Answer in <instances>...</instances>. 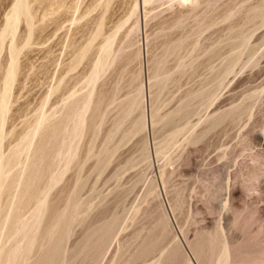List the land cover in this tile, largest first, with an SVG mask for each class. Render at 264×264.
I'll use <instances>...</instances> for the list:
<instances>
[{
    "label": "rangeland",
    "instance_id": "1",
    "mask_svg": "<svg viewBox=\"0 0 264 264\" xmlns=\"http://www.w3.org/2000/svg\"><path fill=\"white\" fill-rule=\"evenodd\" d=\"M17 1L0 0V102L5 98L6 107L0 122V264L12 256V249L16 247L21 253L11 264L39 262L41 250H38L37 244L31 246L32 249L27 255L26 252L35 229L44 226L42 221H38L40 219H36L38 211L43 210L42 202L55 206L52 208L54 213H61V218H65L63 221L60 218L63 224L59 222L61 232L65 233L64 239L62 238L56 249V253L61 252V255H54L50 259L51 264H155L165 254L161 247L171 243L169 235L161 238L145 258L139 259L134 253L137 236L147 232L154 222L159 221V214L163 211L168 216L176 239L182 242L183 238L191 240L201 230L212 233L220 226L229 245L231 264H264V0H198V7H193L192 11L197 14L196 17L191 13L196 19L195 22L189 14L191 8L184 4L188 18L186 17L181 27L171 25L177 18L175 6L171 8L173 12L169 9L170 4L163 1L148 7L142 0H137L138 9L136 8L134 17H128L122 27L124 30L121 28L114 38L111 49L115 55L114 60L102 79L97 81L96 101L90 104L89 112L85 113L82 130L77 131L73 129L75 125L70 120L72 110L68 107L67 97L73 93L80 96L87 91L85 84L97 48L110 36L119 21L122 22L125 17L127 19L135 0H111L109 12L104 16L106 24L102 26V35L92 43L85 54L88 58L84 57L77 64L74 74L72 71H65L66 65L74 57L70 51L76 54L84 45L87 36L93 33L92 30L96 28L94 22L100 10L97 7L94 11L90 8L92 0H26L25 3H30L29 6L28 3L26 5L29 12L31 11L33 22L30 23L33 24L20 18L12 25V11ZM75 5L79 7L77 15L86 12L85 10L87 15L76 21L71 28L69 19ZM45 7L52 8V12ZM165 8L170 11L164 12ZM161 11L165 16L159 14ZM168 11L169 16L165 14ZM161 15L163 20L166 18L165 22L175 28L174 30L172 27L173 29L166 32L169 33L167 38L172 39V44L176 39L178 41L184 37V30L190 24L188 30L186 29L189 34L186 33L185 36L191 37L193 42L197 41L198 46L196 43V48L190 45L193 48L190 52L189 45H184L187 51L183 50L186 54L183 53L184 59L179 63L188 64L189 61L186 60L190 59L191 67L180 66L182 64L176 61V57L172 58L174 54L169 55L171 58L163 55L164 47L159 46L162 45L163 38H160L162 36L158 32V25H166L161 20ZM155 16L159 17L154 19ZM171 16L173 19H167ZM189 17L194 20H188ZM182 28L184 30L180 31ZM189 28L190 31L193 30L191 33ZM34 29L37 31L34 32ZM124 31L130 33L126 35ZM68 41L73 42L74 50L68 48ZM157 42L160 43L159 50L155 47ZM13 45L17 47L14 48ZM8 69L14 72L11 78ZM152 75L154 79L151 78ZM147 79L151 82H147ZM187 91L198 95L197 100H193L197 102H192L180 114L183 116L181 119L175 118L176 120L160 127L159 124L150 123L152 118L148 107L149 96L155 97L160 108L159 113L170 115L179 109ZM142 110L145 113L146 126L140 132L137 125ZM39 117L44 118L41 120ZM116 130L122 134H117ZM175 131L179 138L173 137L176 135ZM119 135L123 138L119 139ZM167 136L173 139L168 140ZM188 138L194 139L195 143ZM114 139L119 142L116 140L113 143ZM111 142L115 147L109 145ZM120 142L122 143L119 144ZM113 149L115 153L111 152ZM144 149L148 153L145 159ZM156 149L159 152H155ZM60 151L63 157L59 154ZM36 152L43 154L40 182L38 181L33 192L35 197L17 213L16 219L24 231V236H21L10 231L8 219L15 216L16 199L24 189L23 180L28 176L27 166L31 163L27 159L35 157ZM64 156H67L66 159ZM166 158H171L169 165ZM162 170L167 174L161 175ZM47 186L51 188L48 190ZM38 200L42 202L39 203ZM39 223L41 226H38ZM49 223L51 227L52 223ZM48 225L45 228H49ZM91 231L96 232L88 243L89 247L80 253L85 234L88 235ZM24 247L27 249H23ZM185 251L193 264H199L188 247Z\"/></svg>",
    "mask_w": 264,
    "mask_h": 264
},
{
    "label": "bare ground",
    "instance_id": "2",
    "mask_svg": "<svg viewBox=\"0 0 264 264\" xmlns=\"http://www.w3.org/2000/svg\"><path fill=\"white\" fill-rule=\"evenodd\" d=\"M15 1V0H14ZM18 1H19V3H18ZM17 1V5L15 6L14 5V10L12 11L13 13H12V18H11V24L13 25V24H15V22L17 23V21L18 20H20V18L22 19H25L28 23H30L32 20H31V15H30V12H29V10H28V6H29V1L27 2L28 3V6L26 5L27 3H25V1L26 0H18ZM33 1V0H32ZM32 1H31V3H32ZM48 1V0H47ZM91 1V0H90ZM134 1V0H133ZM159 1H163V2H166V3H168V4H170V7H169V9L171 10V8H173L174 6L177 8V10H176V15L177 16H175V17H177L176 19H174L175 20V23L174 24H171V25H173V26H178V25H180V27H181V24L183 23L184 24V20L185 19H187L188 17L185 15V13L186 14H188V12H187V8L184 10V6L185 5H187V7L188 8H191L190 9V13L189 14H191V13H193L192 11H194L193 10V7H198V6H196L197 4H198V0H142V2H143V4H145V5H148V7L149 6H151V4H154L155 2H159ZM15 3V2H14ZM37 3V2H36ZM110 3H111V0H92V4H91V9L94 11V9L97 7V9H99L100 10V13L98 14V17H97V19L95 20V29L94 30H92L93 31V33L90 35V36H87L88 38L87 39H85V43H84V45L83 46H81L78 50H77V52H75L76 54H74V51H70V54L72 55V56H74L73 57V59H72V61L69 63V64H67L66 66V69H65V71L66 72H71L72 71V73H73V70L76 68V66H77V64L85 57V54H86V52L90 49V47H91V45H93L94 44V42H96L97 40H96V38L97 39H100V35H102V28L104 27L103 26V24L105 23L104 22V16H105V14L106 13H108L109 11H108V9H109V5H110ZM132 3V2H131ZM200 3V2H199ZM204 3V2H203ZM206 3H207V1H206ZM205 3V4H206ZM55 4L57 5V3L55 2ZM156 4V3H155ZM185 4V5H184ZM262 4V3H261ZM55 5V6H56ZM61 6H62V4H60ZM79 5V4H78ZM88 5H90V3L88 4ZM46 6V5H45ZM48 6H49V3H48ZM51 6V5H50ZM53 6H54V4H53ZM153 6V5H152ZM204 6V5H203ZM206 6V5H205ZM98 7H100V8H98ZM147 7V6H146ZM46 8V7H45ZM47 8H49V7H47ZM46 8V9H47ZM78 6H74L73 7V11H72V16H71V18L69 19V26H71V28L73 27V25H74V23H77L76 21H79V19L80 20H82L83 19V16H85V15H87V10H85L86 12H82V14H79V15H77V13H78ZM88 8H89V6H88ZM88 8H85V9H88ZM136 8H137V0H135L134 2H133V4H132V7H131V9H130V11H129V13H128V15H127V19H126V17L124 18V20L122 21V22H118V24H116V26H115V28H114V30L112 31V33L110 34V36L108 37V38H106L102 43H100V45H99V47L97 48V50H96V57L93 59V65H92V68H91V71H90V73H89V76H88V78H87V81H86V84H85V86L86 87H88V89H87V91L84 93V94H82V95H80V96H75L76 94H71V95H68L69 97H67V95L66 94H64V96L66 95V97H67V101H68V107L70 108V110H72V113H71V123H74V127H73V129H75V131H77V130H79V129H81V126H82V124H83V122H84V116H85V113L88 111L89 112V106H90V104L91 103H95V101H96V94L98 93H96V90H95V88H96V83H98L97 81L99 80V79H102V77H103V75L105 74V72H106V69L109 67V65H110V63L111 62H113L112 60H114V57H115V55L112 53V46H114V44H113V42H115L114 41V38L116 37V34H117V32L123 27V25H125V23L127 22V20H128V17H134V14L136 13L135 11H136ZM143 8H144V6H143ZM176 8H174V9H176ZM206 8V7H205ZM29 9H31V8H29ZM50 9V8H49ZM96 9V11H98ZM138 9V8H137ZM166 9V8H165ZM169 9H166V10H164V12H166L167 10H169ZM195 9V8H194ZM52 10V8L50 9V11ZM169 10V11H170ZM173 10V9H172ZM171 10V11H172ZM196 10V9H195ZM201 10V9H200ZM203 10V9H202ZM49 11V10H48ZM49 11V12H50ZM89 11V10H88ZM93 11H92V13H93ZM108 11V12H107ZM169 11L167 12V13H165V14H167L168 16H169ZM199 11V10H198ZM254 11V10H253ZM52 12V11H51ZM50 12V13H51ZM99 12V11H98ZM173 12H174V10H173ZM173 12H172V14H173ZM252 12V11H251ZM250 12V13H251ZM257 12V11H256ZM11 13V12H10ZM73 13H74V15H73ZM202 13V12H201ZM91 14V13H90ZM89 14V15H90ZM159 14H162V11H161V13L159 12ZM194 14V13H193ZM45 15V14H44ZM157 15V14H156ZM163 15V14H162ZM162 15L160 16V17H162ZM166 15V16H167ZM170 15H171V12H170ZM197 15V14H196ZM196 15L194 14V16L196 17ZM201 15V14H200ZM205 15V14H204ZM163 16H165V15H163ZM190 16H192V14L190 15ZM209 16V15H208ZM259 16V15H258ZM106 17V16H105ZM157 17H159V16H157ZM157 17L155 16L154 17V19H157ZM174 17V18H175ZM187 17V18H186ZM193 17V16H192ZM191 17V20L194 18L195 19V17H193L192 18ZM232 17V16H231ZM260 17V16H259ZM58 18H59V16H58ZM82 18V19H81ZM170 18H172L173 19V17L171 16V17H167V19H170ZM205 18H207V16L205 17ZM264 18V17H263ZM94 19V18H93ZM159 20H160V18H158ZM165 19L166 18H164V20H163V17H162V19L161 20H163L164 21V23H165V25L166 26H161V27H159V25H158V32H159V34H160V36H162V37H160V38H163V40H161V43H162V45H159L160 43H158L157 44V46H155V47H157V49L159 50V48L162 46V47H164V51H165V53L163 54L164 56H169V55H171V54H174L175 56L173 57L172 56V58H175L176 57V61H178V63H179V61L181 62V59L183 58L184 59V55H183V53L184 54H186L184 51L186 50L185 48H187V47H185L186 45H189V48H190V45H191V47H193V48H196L195 47V43L197 42H193L191 39V37H189L188 35L187 36H185V34L187 33L186 32V29L190 26V24H189V26H186V25H188L187 23H186V27H183V28H186L185 30L182 28V29H180V31L181 30H184V37H182V38H180L178 41H177V39L175 40L176 42H174L173 44H172V42L173 41H171L170 39H168L169 37H168V35H169V33H167L166 34V32L169 30V29H173L174 27L173 26H171L168 22H165ZM193 19V20H194ZM209 19V18H208ZM63 20V19H62ZM91 21H92V18L90 19ZM173 20V21H174ZM188 20H190V17H189V19ZM190 20V21H191ZM23 21V20H22ZM89 21V20H88ZM158 21V20H157ZM168 21V20H167ZM171 22H172V20H170ZM196 21V19L194 20V22ZM33 22V21H32ZM93 22V21H92ZM161 22V21H160ZM159 22V23H160ZM186 22H188V21H186ZM7 23V22H6ZM10 23V22H9ZM90 23V22H89ZM132 23V22H131ZM166 23H168V24H166ZM30 24H33V23H30ZM55 25H56V23H54ZM62 24V23H61ZM85 24V23H84ZM87 24V23H86ZM93 24V23H92ZM92 24H90V25H92ZM106 24V23H105ZM52 25V24H51ZM57 25H58V23H57ZM56 25V26H57ZM80 25V24H79ZM83 25V24H82ZM88 25V24H87ZM156 25V24H155ZM170 25V26H169ZM16 26H17V24H16ZM22 26V25H21ZM32 25H30V27H31ZM59 26V25H58ZM103 26V27H102ZM134 26H135V24H134ZM195 26V25H194ZM193 26V27H194ZM199 25H197V27H198ZM214 26V25H213ZM8 27H9V25H8ZM29 27V28H30ZM87 27V26H86ZM156 27H157V25H156ZM173 27V28H172ZM196 27V26H195ZM194 27V28H195ZM200 28H201V26H199ZM198 27V28H199ZM208 27V26H207ZM27 28V27H26ZM32 28V27H31ZM70 28V27H69ZM129 28V27H128ZM192 28V27H191ZM199 28V29H200ZM202 28H204V27H202ZM123 29V28H122ZM198 29V30H199ZM14 30V29H13ZM30 30V29H29ZM35 30L36 29H34V32H35ZM40 30V29H39ZM74 31H75V29H73ZM104 30V29H103ZM112 30V29H111ZM124 30V29H123ZM126 30V29H125ZM134 30V29H133ZM174 30H175V28H174ZM177 30H179L178 28H177ZM188 30V29H187ZM207 30V29H206ZM9 31H10V29H9ZM37 31V30H36ZM121 31V30H120ZM173 31V30H172ZM189 31H190V28H189ZM191 31H193V30H191ZM191 31H190V33H191ZM32 32V31H31ZM68 32H71V31H68ZM123 32V31H122ZM125 32V31H124ZM165 32V33H164ZM169 32V31H168ZM199 32V31H198ZM27 33H28V31H27ZM30 33V32H29ZM33 33V32H32ZM37 33H39V32H37ZM75 33V32H74ZM90 33V32H89ZM103 33H105V32H103ZM126 33V35L128 34V33H130L129 31H127V32H125ZM193 33V32H192ZM194 33H196V31H194ZM200 33V32H199ZM199 33H198V35H199ZM12 34V33H11ZM69 34H71V33H69ZM120 34V33H119ZM123 34V33H122ZM158 34V33H157ZM159 34H158V36H159ZM187 34H189V33H187ZM201 34V33H200ZM1 35V34H0ZM26 35H28V34H26ZM32 35V34H31ZM107 35V34H106ZM124 35V34H123ZM125 35V36H126ZM191 35V34H190ZM198 35H196V37L198 36ZM13 36V35H12ZM29 36V35H28ZM33 36V35H32ZM100 36V37H99ZM120 36L122 37V38H124L121 34H120ZM155 36H156V38H157V35L155 34ZM195 35H193V37H194ZM200 36V35H199ZM6 37V36H5ZM10 37V36H9ZM69 37V36H68ZM103 37H104V35H103ZM118 37V36H117ZM168 37V38H167ZM194 38V39H197V38ZM7 38V37H6ZM26 38H27V36H26ZM26 38H25V40H26ZM31 38V37H30ZM83 38V37H82ZM86 38V37H85ZM121 38V39H122ZM188 38H190V40L188 39ZM103 39V38H102ZM158 39H159V37H158ZM16 40V39H15ZM68 40V39H67ZM96 40V41H95ZM116 40V39H115ZM117 40H118V38H117ZM72 41V40H71ZM71 41H68V48L70 47L71 49H73V45H72V43H71ZM75 41V40H74ZM158 41H160V40H158ZM215 41V40H214ZM19 42V41H18ZM29 42H30V40H29ZM24 43H25V41H24ZM93 43V44H92ZM121 43V42H120ZM211 43H213L212 41H211ZM77 44V43H76ZM81 44V43H80ZM113 44V45H112ZM156 44V43H155ZM75 45V44H74ZM160 47H159V46ZM185 45V46H184ZM196 45L198 46V44L196 43ZM201 45V44H200ZM203 45V44H202ZM213 45V44H212ZM78 46H80V45H78ZM13 47L14 48H16L14 45H13ZM28 47V46H27ZM11 48H12V46H11ZM14 48H13V52H15L14 51ZM115 48V47H114ZM193 48H190V52L192 51V49ZM65 49V48H64ZM92 49V48H91ZM94 49V48H93ZM116 49V48H115ZM185 49V50H184ZM198 49V48H197ZM203 49V48H202ZM11 50V49H10ZM74 50V49H73ZM120 50V49H119ZM119 50H118V52L117 53H119ZM163 50V48L161 49V51ZM184 50V51H183ZM205 50V49H204ZM187 51V50H186ZM199 51H201V50H199ZM11 52V51H10ZM95 52V51H94ZM194 52V51H193ZM192 52V53H193ZM196 52H197V50H196ZM16 53V52H15ZM67 54V53H66ZM69 54V53H68ZM17 55V54H16ZM183 55V56H182ZM187 55H188V53H187ZM194 55L195 54H193V57H194ZM197 55V54H196ZM198 56V55H197ZM197 56H195L196 58H197ZM200 56V55H199ZM14 57V56H13ZM192 57V56H191ZM190 57V58H191ZM15 58H17V57H15ZM88 57L86 56L85 57V59H87ZM157 58V57H156ZM169 58H171V56H169ZM168 58V59H169ZM196 58H193V59H196ZM12 59V58H11ZM160 59V58H159ZM165 59H167V58H165ZM84 60V59H83ZM191 60H192V58H191ZM155 62H156V60H154ZM161 61V60H160ZM186 61H189V63L188 64H182V63H179V64H182V65H180V66H182L183 67V65H190V67H191V62H190V59L188 60H186ZM185 61V62H186ZM152 62V61H151ZM174 62V61H173ZM183 62H184V60H183ZM84 63V62H83ZM177 63V64H178ZM10 64V63H9ZM57 64V63H56ZM122 64H123V62H122ZM166 64V63H165ZM164 64V65H165ZM175 64V63H174ZM179 64H178V66H179ZM196 64V63H195ZM198 64V63H197ZM213 64V63H212ZM12 65V64H11ZM63 66V65H62ZM79 66V65H78ZM155 66V65H154ZM195 66V65H194ZM18 67V66H17ZM16 67V68H17ZM65 67V66H64ZM159 67V66H158ZM163 67V66H162ZM200 67V66H199ZM5 68V67H4ZM78 68V67H77ZM187 68V67H186ZM10 69H12V68H10ZM110 69V68H109ZM151 69V68H150ZM165 69V68H164ZM163 69V70H164ZM178 69H181V68H178ZM9 70V69H8ZM19 70V69H18ZM63 70V69H62ZM161 70V69H160ZM160 70L158 71V72H160ZM10 72L8 73V75H9V77L11 78V76L14 74V72L12 71V70H9ZM64 71V72H65ZM156 72H157V66H156V70H155ZM187 71V70H186ZM80 72V71H79ZM82 72V71H81ZM149 72H151V70L149 71ZM155 72V75L157 74ZM167 72V71H166ZM75 73V72H74ZM73 73V74H74ZM165 73V72H164ZM167 73H169V72H167ZM167 73H165V74H167ZM192 73V72H191ZM66 74V73H65ZM77 74V73H76ZM149 74V73H148ZM148 74H147V76H148ZM164 74V75H165ZM16 75V74H15ZM14 75V76H15ZM137 75V74H136ZM168 75H170V73L168 74ZM185 75V74H184ZM59 76V75H58ZM72 76V75H71ZM153 76L154 75H152V77L151 78H153ZM167 76V75H166ZM5 77V76H4ZM16 77H17V75H16ZM136 77V76H135ZM69 78H71V77H69ZM86 78V77H85ZM155 78H156V76H155ZM212 78V77H211ZM75 79V78H74ZM140 79V78H139ZM154 79V78H153ZM166 79V78H165ZM4 80V79H3ZM14 80H15V78H14ZM85 80V79H84ZM137 80H138V78H137ZM10 81V80H9ZM56 81H57V79H56ZM56 81H55V84H57L56 83ZM64 81V80H63ZM68 81H69V79H68ZM74 81V80H73ZM166 81H167V79H166ZM10 82H12V81H10ZM77 82V81H76ZM147 82H151V80L150 81H148V79H147ZM154 82H155V80H154ZM173 82V81H172ZM2 83V82H1ZM61 83V82H60ZM64 83V82H63ZM106 83V82H105ZM138 83V82H137ZM169 83V82H168ZM54 84V85H55ZM149 84V83H148ZM10 85V84H9ZM65 85H66V83H65ZM68 85H69V83H68ZM106 85V84H105ZM141 85V84H140ZM167 85V84H166ZM213 85V84H212ZM61 86V85H60ZM84 86V88H86ZM98 86V85H97ZM101 86V85H100ZM107 86V85H106ZM207 86V85H206ZM67 87V86H66ZM102 87H103V85H102ZM141 87V86H140ZM59 88V87H58ZM71 88V87H70ZM83 88V89H84ZM137 88H139V87H137ZM142 88V87H141ZM213 88H215V87H213ZM1 89V88H0ZM62 89V88H61ZM67 89V88H66ZM105 89H107V88H105ZM143 89V88H142ZM60 90V89H59ZM69 90V89H68ZM76 90V89H75ZM108 90V89H107ZM137 91H138V89H136ZM9 91H10V87H9ZM81 91H85V90H81ZM139 91H140V89H139ZM5 92V91H4ZM64 92V91H63ZM104 92V91H103ZM143 92V91H142ZM57 93V92H56ZM82 93V92H81ZM99 93H101V92H99ZM5 94V93H4ZM9 94V93H8ZM78 94H80L79 92H78ZM77 94V95H78ZM102 94H104V93H102ZM106 94H108V92H106ZM141 94V93H140ZM148 94V93H147ZM138 95V94H137ZM151 95V94H150ZM199 95H201V94H199ZM1 96V95H0ZM5 96V95H4ZM9 96V95H8ZM7 96V97H8ZM99 96V95H98ZM103 96V95H102ZM110 96V95H109ZM143 96V95H142ZM148 96V95H147ZM65 97V98H66ZM140 97V96H139ZM198 97V95L197 94H192L191 92H189V91H187L185 94H184V96H183V100H182V102H181V104L179 105L180 107H179V109L176 111V112H174V113H172V114H170V115H162L161 113H159V107H158V105H157V103H156V99H155V97H151L150 98V96H149V109H150V118H152V120L150 119V123L151 124H159V127H160V125H166V124H169V123H171L175 118H177V119H181L182 117L180 116V114H182V113H184L185 112V110H187V108L192 104V102H194L193 100H197L196 98ZM99 98V97H98ZM97 98V99H98ZM101 99H102V97H100ZM113 98V97H112ZM60 99H61V97H60ZM108 99H110L111 100V98H109L108 97ZM65 100V99H64ZM99 101H101L102 102V100H99ZM106 101V99H104V102ZM107 101H109V100H107ZM202 101V100H201ZM195 102H197V101H195ZM194 102V103H195ZM7 103V102H6ZM103 103V102H102ZM127 103V102H126ZM129 103V102H128ZM127 103V104H128ZM132 103V102H131ZM140 103V102H139ZM193 103V104H194ZM130 104V103H129ZM202 104V103H201ZM65 105V104H64ZM99 105V104H98ZM106 105V104H105ZM104 106V105H103ZM121 106V105H120ZM95 107V106H94ZM117 107V106H116ZM126 106H124V108H125ZM194 107V106H193ZM5 98H3L2 100H1V102H0V122H1V117H2V114H3V116L5 115L4 114V111H5ZM7 108H8V106H7ZM91 108V107H90ZM93 108V107H92ZM119 108V107H118ZM121 108V107H120ZM127 108V107H126ZM197 108H198V106H197ZM89 109V110H88ZM141 109V108H140ZM61 110V109H60ZM101 110H103V109H101ZM131 110V109H130ZM144 110V109H143ZM142 110V112H140L141 114H140V120H139V125H137V127H138V130L140 131V132H142L143 130H144V128H145V126H146V124H145V113H144V111ZM125 111H127V110H125ZM141 111V110H140ZM6 112H7V109H6ZM97 112V111H96ZM102 112V111H101ZM104 112V111H103ZM102 112V113H103ZM131 112H133V111H131ZM61 113V112H60ZM101 113V114H102ZM121 113H124V112H121ZM128 113V112H127ZM130 113V112H129ZM190 113V112H189ZM93 114V113H92ZM194 114V113H193ZM94 115V114H93ZM99 115V114H98ZM125 115H126V113H125ZM130 115V114H129ZM191 115V114H190ZM68 116V115H67ZM101 116L102 115H100L99 117V119H101ZM116 116V115H115ZM118 116H119V114H118ZM118 116H116V117H118ZM127 116V115H126ZM91 117V116H90ZM95 117V116H94ZM97 117V116H96ZM121 117H122V115H121ZM120 117V118H121ZM215 117V116H214ZM44 118V117H43ZM42 117L40 118L39 117V119H43ZM4 119V118H3ZM74 119H77V121H74ZM94 119V118H93ZM6 120V119H5ZM38 120V119H37ZM61 120V119H60ZM63 120V119H62ZM65 120H67V119H65ZM87 120V119H86ZM89 120H92V119H89ZM118 119L116 118V121H117ZM176 120V119H175ZM207 120V119H206ZM4 121V120H3ZM100 121V120H99ZM115 121V120H114ZM115 121V122H116ZM178 121H180V120H178ZM201 121V120H200ZM37 122V121H36ZM62 122H64V121H62ZM77 122H79V124H77ZM88 122V121H87ZM87 122H85V123H87ZM199 122V121H198ZM198 122L197 123H195V124H198ZM202 122H204V121H202ZM67 123H69V122H67ZM112 123H114V122H112ZM118 123V122H117ZM179 123V122H178ZM205 123H206V121H205ZM64 124V123H63ZM95 124V123H94ZM98 124V123H97ZM194 124V125H195ZM211 124V123H210ZM209 124V125H210ZM41 125H42V123H41ZM193 125V126H194ZM200 125V124H199ZM203 125V124H202ZM217 125V124H216ZM47 125H45V127H46ZM68 126V125H67ZM85 126H86V124H85ZM118 126V125H117ZM117 126H115V127H117ZM120 126V125H119ZM147 126H148V124H147ZM188 126V125H187ZM211 126V125H210ZM215 126V125H214ZM35 127V126H34ZM39 127V126H38ZM44 127V126H43ZM64 127V126H63ZM189 127H190V125H189ZM42 128V127H41ZM51 128H52V126H51ZM83 128V127H82ZM182 128V127H181ZM207 129H209L208 127H206ZM90 129H92V131H93V128H90ZM112 129H114V128H112ZM159 129V128H158ZM168 129V128H167ZM187 129V128H186ZM185 129V130H186ZM65 130H66V128H65ZM82 130V129H81ZM180 130V129H179ZM185 130H184V132H185ZM190 130V129H189ZM205 130V129H204ZM2 131V130H1ZM36 131V130H35ZM38 131H39V129H38ZM48 131V130H47ZM53 131V133H54V130H52ZM72 131V130H71ZM95 131V130H94ZM97 131V130H96ZM116 131H118V130H116ZM177 131V130H176ZM176 131H175V133H176ZM191 131V130H190ZM192 131H193V129H192ZM198 131V130H197ZM40 132V131H39ZM89 132H90V130H89ZM110 132H111V129H110ZM119 132L122 134V132L121 131H118L117 132V134H119ZM194 132V131H193ZM32 133H34V131L32 132ZM43 133V132H42ZM109 133V132H108ZM108 133H106V134H108ZM114 133V132H113ZM171 133H172V131H171ZM178 133H181V131H179ZM191 133V132H190ZM195 133H197L196 132V130H195ZM44 134V133H43ZM71 134H73V132L71 133ZM82 134H84V133H82ZM133 134V133H132ZM131 133H130V135H132ZM171 135V134H170ZM195 135V134H194ZM193 135V136H194ZM0 136H2V134L0 135ZM65 136V135H64ZM77 136V135H76ZM94 136V135H93ZM105 137H106V135H104ZM115 136V135H114ZM117 136V135H116ZM122 136H124V135H122ZM151 136H153V135H151ZM177 136V133H176V135H173V137H176ZM182 136V135H181ZM197 136V135H196ZM40 137H41V135H40ZM104 137V138H105ZM168 137V138H167ZM166 138L169 140V139H173V138H171V136L169 137V136H167ZM190 137H192V136H190ZM198 137V136H197ZM48 138V137H47ZM65 138H66V136H65ZM68 138V137H67ZM116 138V137H115ZM123 138V137H122ZM122 138H120V135H119V139H122ZM176 138H179V135H178V137H176ZM175 138V139H176ZM193 138V137H192ZM109 139H111V138H109ZM189 139V138H188ZM191 139V138H190ZM189 139V140H190ZM197 139V138H196ZM41 140V139H40ZM39 140V141H40ZM42 140H45V139H43L42 138ZM56 140H57V138H56ZM63 140V139H62ZM117 139H114L112 142L113 143H115V141H116ZM124 140V139H123ZM123 140H122V142H123ZM125 140H127L126 139V137H125ZM188 140V141H189ZM194 140V139H193ZM192 139L190 140V142L191 141H193ZM38 141V142H39ZM65 141V140H64ZM104 141H106L105 139H104ZM111 141V140H110ZM154 141V140H153ZM162 141H164L165 142V140H162ZM175 141V140H174ZM178 141V140H177ZM199 141V140H198ZM197 141V142H198ZM61 142V141H60ZM108 143L109 145H113V143ZM117 142H119V140H117ZM122 142H120L119 144H121ZM163 142V143H164ZM194 143H195V141H193ZM192 142V143H193ZM55 143V142H54ZM58 143V142H57ZM107 143V142H106ZM155 143V142H154ZM162 143V144H163ZM167 143H169V142H167ZM177 143V142H176ZM186 143H188V142H186ZM119 144H117L118 146H120ZM54 145V144H53ZM57 145V144H56ZM69 145V144H68ZM106 145V144H105ZM104 145V146H105ZM111 145V146H112ZM115 145V144H114ZM153 145V144H152ZM160 145V144H159ZM172 145H173V143H172ZM103 146V150L105 149V147ZM166 146V145H165ZM165 146H163V147H165ZM41 147V146H40ZM51 147V146H50ZM55 147V146H54ZM109 147V146H108ZM108 147L106 148V149H108ZM112 147H115V146H112ZM152 147H154V146H152ZM161 147V146H160ZM48 148H49V146H48ZM118 148V147H117ZM157 148V147H156ZM159 148V147H158ZM51 149L53 150V148L51 147ZM56 149V147L54 148V150ZM147 149V148H146ZM146 149H144V151H143V157H144V159L147 157V155H148V153H147V150ZM169 149H170V146H169ZM37 150V149H36ZM46 150V149H45ZM59 150V149H58ZM101 151V152H104V151ZM115 150H116V148H115ZM115 150L113 149L111 152L113 153V151H114V153H115ZM38 151V150H37ZM48 151V150H47ZM106 151V150H105ZM162 151V150H161ZM167 151H168V149H167ZM20 152V151H19ZM49 152H50V150H49ZM61 152V151H60ZM108 153H109V150L107 151ZM155 152H159V149H156V151ZM105 153V152H104ZM38 154V155H37ZM41 154L42 153H35V157H33L32 156V159H27V162H28V160H30L31 161V163H30V165H29V167L27 166V168H29V173H27L26 171V174H28V176H26V179H24L23 181V183H24V187H23V185H22V187L24 188L23 190H22V192L20 193V195L19 196H17L18 197V199H16L17 200V202H16V205H15V208H16V213L14 214L15 216L14 217H10L8 220H9V222H8V224H9V229H10V231H13L14 233H18L19 235H21V236H24V231L22 230V226H21V223L19 222V221H17V219H16V216H17V213L26 205V204H29V202L35 197V196H33V194H35V193H33L34 192V190H35V187H36V185H37V183H38V181H39V177H40V173H41V171H40V166H41ZM50 154V153H49ZM61 156H62V152L61 153H59ZM1 155V154H0ZM37 155V156H36ZM43 155V154H42ZM45 155V154H44ZM102 155V154H101ZM113 155V154H112ZM10 156H12L11 154H10ZM18 156V154L16 155V157ZM47 156V155H46ZM55 156V155H54ZM61 156H59V158L61 157ZM98 156V155H97ZM109 156V155H108ZM164 156H166V155H164ZM169 156V155H168ZM167 156V157H168ZM172 156V155H171ZM175 156H177V155H175ZM175 156H173V157H175ZM179 156V155H178ZM9 156H7V158H8ZM15 157V156H14ZM52 157V156H51ZM50 157V158H51ZM56 157V156H55ZM63 157V156H62ZM67 157V156H66ZM66 157L64 156V158L66 159ZM74 157H75V155H74ZM103 157H105V155L103 156ZM111 157H113V156H111ZM158 157H160L159 155H158ZM162 157V156H161ZM10 158V157H9ZM26 158V157H25ZM30 158V157H29ZM58 158V157H57ZM69 158V157H68ZM67 158V159H68ZM76 158V157H75ZM48 159V158H47ZM60 159H62V158H60ZM69 159H71V158H69ZM167 159V158H166ZM3 160V159H2ZM13 160V159H12ZM44 160H45V158H44ZM59 160V159H58ZM103 160V159H102ZM10 161H11V159H10ZM53 161V160H52ZM108 161H110L109 159H108ZM107 161V162H108ZM179 160L177 159V162H178ZM181 161V160H180ZM57 162V160L55 161V163ZM72 162V161H71ZM99 162V161H98ZM101 162V161H100ZM103 162V161H102ZM170 162H171V158L169 159H167V161H166V163L169 165L170 164ZM1 163V162H0ZM8 163V162H7ZM53 163V162H52ZM51 163V165H53ZM66 163V162H65ZM64 163V164H65ZM69 163H70V161H69ZM68 164V163H67ZM67 164H66V166H67ZM50 165V164H49ZM104 165H106V163L104 164ZM172 165V164H171ZM7 166V165H6ZM164 166H165V164H164ZM1 167H2V165L0 164V169H1ZM50 167V166H49ZM163 167V166H162ZM163 169V168H162ZM49 170H50V168H49ZM169 171V170H168ZM0 172H1V170H0ZM43 172V171H42ZM52 172V171H51ZM3 173V172H2ZM48 173V172H47ZM164 173H166L164 170H162L161 171V175H165ZM168 173H170V172H168ZM25 174V175H26ZM48 174H50V172L48 173ZM55 174V173H54ZM62 174V173H61ZM167 174V173H166ZM63 175V174H62ZM1 176H2V174H1ZM0 176V177H1ZM42 176H44V175H42ZM45 177H47V176H45ZM51 177H53L52 175H51ZM57 177H59V176H57ZM162 177V176H161ZM0 179H2V177L0 178ZM42 179V178H41ZM49 179H50V176H49ZM55 180H56V178H55ZM49 181V180H48ZM53 181V180H52ZM0 182H2V181H0ZM22 181H20V186H21V183ZM40 182V181H39ZM55 182V181H54ZM58 182V181H57ZM17 183V182H16ZM12 184V183H11ZM49 184H50V181H49ZM57 184V183H56ZM40 185V184H39ZM39 185H38V187H39ZM47 185V184H46ZM51 185H53V184H51ZM13 186V185H12ZM11 186V187H12ZM49 186V185H48ZM47 186V187H48ZM42 187V186H41ZM1 188V187H0ZM51 188V187H50ZM49 187H48V190L50 189ZM9 189V188H8ZM11 189V188H10ZM22 189V188H21ZM42 189V188H41ZM2 191V190H1ZM45 192H46V190H45ZM45 192H44V194H45ZM49 192V191H48ZM17 193V192H16ZM40 196H42L41 194H40ZM59 196V195H58ZM38 198H39V196H38ZM37 198V199H38ZM56 198H57V196H56ZM56 198H53L52 197V199H56ZM42 200V199H41ZM39 201V203L40 202H42V201ZM59 200V198L57 199V201ZM44 201V200H43ZM49 201V200H48ZM51 201V200H50ZM56 201V200H55ZM54 200H53V203L55 202ZM72 201V200H71ZM11 202V201H10ZM52 202V201H51ZM69 202H70V200H69ZM177 202V201H176ZM36 203H37V201H36ZM56 203V202H55ZM175 203V202H174ZM58 204V203H57ZM37 205H38V203H37ZM54 205H56V204H54ZM72 205V204H71ZM12 206V205H11ZM57 206V205H56ZM73 206V205H72ZM32 207V206H31ZM41 207H43V208H41V209H43V210H41V211H38L39 212V214H38V212H37V214H38V216L36 215V219L38 220V219H40V220H38V221H42L41 223L44 225H42L43 227H37L36 229H35V232H34V230H33V232H34V234L32 235V237H31V245H30V247H27V248H23V249H27V252H26V255L31 251V249H32V245L33 244H37V246H38V250H41V253H40V260H39V262L37 263V264H51L52 262H50V259L54 256V255H56L55 257H59V254L61 253H56V249H57V247H58V244L60 243V241L62 240V238L64 239V235H65V233H62L61 232V229H60V226H59V222H60V218H61V213L58 215V214H55L54 212H55V210L53 211L52 210V208H54L55 206H53L52 204H49V203H45V202H42V205H41ZM64 207H66V205L64 206ZM70 207V206H69ZM36 208V207H35ZM39 208V207H38ZM38 208H37V210H38ZM12 209H13V207H12ZM26 209V208H25ZM73 209V208H72ZM7 210H9V209H7ZM40 210V209H39ZM22 211V210H21ZM57 211H59V210H57ZM63 211H64V209H63ZM70 211H71V208H70ZM12 212H14V211H12ZM35 212H36V210H35ZM10 214V213H9ZM8 214V215H9ZM12 214V215H13ZM63 214H65V213H63ZM7 215V214H6ZM19 215V214H18ZM159 215H161L160 217H159V221H156V223L154 222L153 223V225L151 226V228L147 231V232H145L144 234H142V235H138L137 236V238H138V241H137V244H136V247H135V253H134V255L137 257V258H139V259H141V258H145L148 254H150L151 253V251L154 249V247H155V245H157V243L159 242V241H161L160 239L161 238H165L166 237V234L167 235H169L170 236V238H171V243L169 244V246H165V247H161V248H164L163 249V251L165 250V254H163V258H161V259H159L157 262H155V264H193L192 263V259H191V257L188 255V253L185 251V248H189L190 249V251H191V253H192V256L194 257V259L199 263V264H231V260H230V253H229V245H228V243H227V240L224 238V236L222 235V229H221V227L220 226H218V227H216L217 229L216 230H214V232H212V233H210V232H208V231H204V230H201L200 232H197L196 234H194V236H192V239L191 240H189L188 238H183V241L184 242H182V241H180L179 239H176V235H175V233L174 232H172V226H171V224H170V221H169V219H168V216L164 213V211L163 212H161V214H159ZM65 216V215H64ZM156 216V215H155ZM8 217V216H7ZM134 217V216H133ZM158 217V216H157ZM62 219V218H61ZM65 218H63L62 219V221L64 220ZM3 220V219H2ZM21 220V219H20ZM52 220V221H51ZM70 220V219H69ZM153 220V219H152ZM7 221V220H6ZM51 221V223H52V225H51V227H49L50 225H48V223ZM61 221V222H62ZM3 222V221H2ZM60 222V223H61ZM67 222H68V218H67ZM70 222H71V220H70ZM4 223V222H3ZM51 223H49V224H51ZM112 223H114V222H112ZM234 223V222H233ZM1 224V223H0ZM40 224V223H39ZM46 224L48 225V227L49 228H45V226H46ZM62 224H63V222H62ZM108 224V223H107ZM114 225V224H113ZM38 226H41V224L40 225H38ZM2 227V226H1ZM4 227V226H3ZM108 227V226H107ZM66 228V227H65ZM111 228V227H110ZM113 228V227H112ZM113 230V229H112ZM31 231H32V229H31ZM66 231V230H65ZM7 232V231H6ZM95 232L96 231H91L88 235L87 234H85L86 235V238H85V240H84V242H83V244H82V246H81V248H80V253H81V251H83L86 247H89L88 245V243H89V241L91 240V238H92V236L95 234ZM11 235V234H10ZM13 235V234H12ZM184 237H185V234H184ZM23 238V237H22ZM28 239V238H27ZM95 239V238H94ZM94 239H92L93 241H94ZM97 239V238H96ZM168 239V238H167ZM233 241V240H232ZM231 241V242H232ZM92 242V241H91ZM95 242V241H94ZM63 243V242H62ZM163 243V242H162ZM184 243H185V246H184ZM64 244V243H63ZM238 244V243H237ZM62 245V244H61ZM159 246V245H158ZM231 246V245H230ZM125 247V246H124ZM160 247V246H159ZM11 248V247H10ZM59 248H62L61 246H59ZM233 248V247H232ZM11 250V249H10ZM10 250H9V252H10ZM13 250V253H12V256L10 257V258H8L7 260H5L4 262H2V264H11L17 257H18V255L21 253L20 252V249L19 248H14V249H12ZM59 250H61V249H59ZM89 250V249H88ZM8 251V250H7ZM6 252V251H5ZM34 253H36V252H34ZM85 253V252H84ZM9 254V253H8ZM37 254H38V252H37ZM63 254V253H62ZM74 254V253H73ZM78 254V253H77ZM187 254V255H186ZM1 255H3V254H1ZM61 255V254H60ZM233 256L234 255H236V254H232ZM7 256V255H6ZM5 256V257H6ZM9 256V255H8ZM23 256V255H22ZM1 257V256H0ZM82 257H83V255H82ZM7 258V257H6ZM20 258V257H19ZM72 258V257H71ZM65 259V258H64ZM246 259V258H245ZM61 260V259H60ZM59 260V261H60ZM58 261V262H59ZM64 262V261H63ZM76 262V261H75ZM22 264H23V262H22ZM76 264V263H75ZM83 264H84V262H83ZM121 264V263H120Z\"/></svg>",
    "mask_w": 264,
    "mask_h": 264
}]
</instances>
